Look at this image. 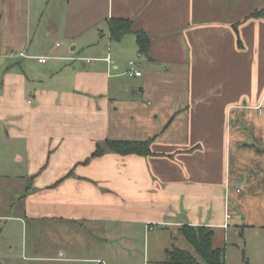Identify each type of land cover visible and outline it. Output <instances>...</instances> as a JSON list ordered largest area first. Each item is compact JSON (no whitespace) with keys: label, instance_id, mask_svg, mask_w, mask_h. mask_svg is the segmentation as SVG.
Wrapping results in <instances>:
<instances>
[{"label":"crops","instance_id":"obj_1","mask_svg":"<svg viewBox=\"0 0 264 264\" xmlns=\"http://www.w3.org/2000/svg\"><path fill=\"white\" fill-rule=\"evenodd\" d=\"M74 1L67 48L34 46L39 27L8 20L0 136L15 163L0 174L22 192L0 201V264H105L114 240L125 254L156 229H229L240 180L264 174V0ZM111 18L133 32L113 40ZM107 139H152V153L92 156ZM12 221L51 235L17 256Z\"/></svg>","mask_w":264,"mask_h":264},{"label":"rangeland","instance_id":"obj_2","mask_svg":"<svg viewBox=\"0 0 264 264\" xmlns=\"http://www.w3.org/2000/svg\"><path fill=\"white\" fill-rule=\"evenodd\" d=\"M22 1H26V3L22 2L20 3L21 5L16 4L17 7L11 8L10 5L2 6V0H0V81L4 68L3 62L6 61L2 52L9 42V30L15 29L8 24L10 16L12 18L17 17L18 24L21 28L26 26L25 22L27 21L31 23L33 31H35V28L39 27L37 35L36 33L32 34L34 46L43 47L50 43L54 45L58 44L60 49L62 46L67 48L69 42L63 36L62 31L69 27V19H72L71 15H73L72 10L80 4L76 5L77 2H73V0ZM79 7L78 8L82 10L83 5ZM53 27L57 30L60 29L61 33L57 35L54 31L50 30ZM125 69L127 72L129 69V61ZM28 98L33 99L30 94ZM6 146L7 145L4 146L2 136H0V165L3 166L5 164L12 165L15 163L14 156L8 154ZM15 161L19 164V159ZM253 164L259 166V163L255 164L253 162L252 165ZM248 183L249 181L247 178L240 180V189H238L239 191L235 192L232 197L231 205L234 214L233 218L230 220L229 229H214V246L221 247L225 250L228 264H264V174H259L258 177H256V181L254 180L251 185ZM19 188L20 185L17 179L7 178L0 174V201L9 202L10 200H15L20 192H22V189ZM4 209L6 208L0 206V211ZM11 223L12 232L10 234L13 236L11 244L17 256L23 255L22 250L24 243H26L25 245L29 248V252L26 253L30 254L31 245L36 243V237L38 239L40 235L43 239L44 236L47 237L51 235V232L48 233L46 230L44 231V235H41L39 232L36 234L32 224L23 227L16 221H12ZM6 233L5 229L1 227L0 241L3 239V236H6ZM119 243V241L114 240L111 242V246H108L111 254L104 258L105 264H168L166 248L173 249L174 247L189 249L197 255L193 245L182 233L176 234L175 230L165 231L163 229H156L146 237L141 236L137 244V252H132L133 250L130 246L127 248L128 253L123 254L118 250L117 244ZM14 263L30 264L29 261L26 262L22 258L20 259V257L16 258ZM31 263L71 264V262Z\"/></svg>","mask_w":264,"mask_h":264},{"label":"trees","instance_id":"obj_3","mask_svg":"<svg viewBox=\"0 0 264 264\" xmlns=\"http://www.w3.org/2000/svg\"><path fill=\"white\" fill-rule=\"evenodd\" d=\"M261 12H253L251 16H259ZM110 37L113 40H120L125 34L133 32V21L127 18H111L109 21ZM238 28V27H237ZM238 30V29H237ZM137 38L139 52L144 55L149 54L150 37L145 30L134 31ZM152 139L127 140V139H107L103 143H98L92 156H99L106 150H112L120 154L137 153L148 155L151 150ZM89 159H87L88 161ZM180 232L193 245L195 255L192 251L180 247L167 249L168 264H226L225 250L221 247H214L213 239L215 231L206 225L184 224Z\"/></svg>","mask_w":264,"mask_h":264},{"label":"built area","instance_id":"obj_4","mask_svg":"<svg viewBox=\"0 0 264 264\" xmlns=\"http://www.w3.org/2000/svg\"><path fill=\"white\" fill-rule=\"evenodd\" d=\"M22 55H24V53H22ZM48 59V57L46 56H39L38 60L40 62H46ZM127 74L130 76H140L142 75V71L138 68V65L136 63V61L132 60L129 62V69L127 70ZM230 217V215H228ZM99 262H103L102 260H100Z\"/></svg>","mask_w":264,"mask_h":264}]
</instances>
